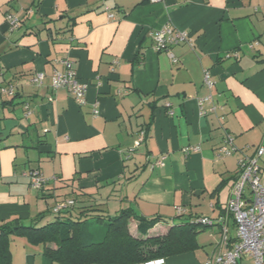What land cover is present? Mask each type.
<instances>
[{"label": "crops", "instance_id": "1", "mask_svg": "<svg viewBox=\"0 0 264 264\" xmlns=\"http://www.w3.org/2000/svg\"><path fill=\"white\" fill-rule=\"evenodd\" d=\"M7 14L18 27H8ZM166 24L193 41L169 46L175 62L151 35ZM65 59L87 84L83 104L51 88ZM37 72L40 86L31 82ZM7 85L16 97L1 104L11 95L0 93V221L36 218L75 192L77 204L102 203L108 214L131 207L160 217L150 233L186 218L215 220L207 240L198 234L199 248L162 264H203L223 248L224 229L233 239L226 204L238 160L264 141V0H0ZM226 134L236 151L219 157ZM160 156L163 165H153ZM259 163L264 179V155ZM31 170L46 179L41 188L30 185ZM129 230L136 235V221ZM10 249L13 264H62L23 238Z\"/></svg>", "mask_w": 264, "mask_h": 264}, {"label": "trees", "instance_id": "2", "mask_svg": "<svg viewBox=\"0 0 264 264\" xmlns=\"http://www.w3.org/2000/svg\"><path fill=\"white\" fill-rule=\"evenodd\" d=\"M15 94L1 104L12 102ZM66 200H72L73 204L58 212L51 207L36 218L1 220L0 264H13L10 243L15 237L41 246L44 254L62 264H144L155 258L194 251L200 247L197 235L209 225L200 222V217H193L168 224L162 233H150L162 221L160 217L146 218L131 207L108 214L102 203L77 204L81 201L75 192L57 203ZM90 220L105 225L100 239L90 232ZM130 220L136 221V235L129 230ZM240 260L237 264H241Z\"/></svg>", "mask_w": 264, "mask_h": 264}, {"label": "built area", "instance_id": "3", "mask_svg": "<svg viewBox=\"0 0 264 264\" xmlns=\"http://www.w3.org/2000/svg\"><path fill=\"white\" fill-rule=\"evenodd\" d=\"M5 21L10 29H14L19 25V18L14 14H7ZM151 35L156 42L155 48L159 51H165L175 62L177 59L169 50V46L181 42L193 45L192 37L184 30L173 28L170 24H166L163 28L152 31ZM234 55L227 54L226 56ZM62 70H55L51 76L52 89H67L70 95L79 103H84V93L86 83L78 80L74 64L71 60L65 59L61 62ZM44 73L37 72L31 79V82L40 86L43 83ZM204 82L211 88L213 82L207 71L204 72ZM15 88L13 85L1 86L0 93L13 95ZM211 100L208 95L199 99L200 114L203 115V103ZM27 107V106H26ZM215 106H211L210 110H214ZM96 112V111H94ZM144 132L141 131L135 140L137 146L143 139ZM197 150V147H193ZM236 151L233 144V136L226 134L221 146L218 148L217 155L229 156ZM264 155V141L257 145L253 155H243L238 160V172L234 182L229 190L226 208L232 215L235 222V235L232 240L229 239L226 229L222 235L223 248L214 256L207 258L203 264H237L243 256H251L255 264H264V179L263 169L259 163L260 158ZM163 156H160L153 162V165H163ZM30 185L34 188H41L46 179L38 170L29 172ZM72 200H66L55 204L52 208L54 212H58L69 205ZM182 209L177 208V214L181 215ZM200 222L212 225L214 221L211 218L202 217ZM163 258H155L144 262V264H162Z\"/></svg>", "mask_w": 264, "mask_h": 264}, {"label": "rangeland", "instance_id": "4", "mask_svg": "<svg viewBox=\"0 0 264 264\" xmlns=\"http://www.w3.org/2000/svg\"><path fill=\"white\" fill-rule=\"evenodd\" d=\"M114 214H115V212H113L112 215H114ZM209 231H210V227L202 228L201 229V233L199 232L200 233L199 236L197 235L198 236V240H202V239L207 240ZM235 231H236V228H234V231H233L232 227H230V232H233L234 235H235ZM90 232L93 234V236H95L96 239H100L103 236L104 232H105V225L104 224L95 223L92 220H90ZM153 232L159 233L160 229H157L156 231H153ZM242 258H243V263L244 264H255L254 260L252 258H250V257H244L243 256Z\"/></svg>", "mask_w": 264, "mask_h": 264}]
</instances>
